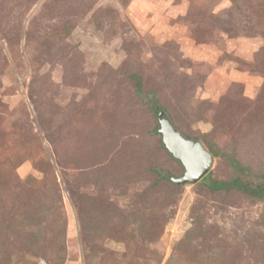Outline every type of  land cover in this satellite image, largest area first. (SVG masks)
<instances>
[{
    "label": "rangeland",
    "instance_id": "1",
    "mask_svg": "<svg viewBox=\"0 0 264 264\" xmlns=\"http://www.w3.org/2000/svg\"><path fill=\"white\" fill-rule=\"evenodd\" d=\"M154 103L263 169L264 0H0V264H264V200L177 183Z\"/></svg>",
    "mask_w": 264,
    "mask_h": 264
},
{
    "label": "trees",
    "instance_id": "2",
    "mask_svg": "<svg viewBox=\"0 0 264 264\" xmlns=\"http://www.w3.org/2000/svg\"><path fill=\"white\" fill-rule=\"evenodd\" d=\"M136 77H137L136 78V80H137L136 89L141 94L143 92V90L141 88V79L138 76H136ZM154 104L156 105L157 109L154 106H153V109L154 110L156 109V111H158V119H159L158 126L156 127V132H160L163 136V133L160 131V127H161L160 121L163 118L168 119L170 122H171V120L168 117V115L166 114L165 110H163L161 107H159L158 104H156V103H154ZM172 125L185 138L193 140L195 142H200L197 138H191L189 136L184 135L176 126H174L173 123H172ZM207 143H208V146L211 147L210 151L208 149L207 150L211 154H214V156H216L217 151L214 149L213 145L210 144L209 142H207ZM162 144H163V146L166 147L164 140L162 141ZM169 152H170V150H169ZM225 154L229 156L230 163L232 164V166L236 172V176L232 177L230 179H227V180H223V179L219 180V179H211L210 173H209V174H206L201 179L200 183H203L204 185H206V187L211 191H226V192L237 191V192H242V193L248 195L249 197H252V198H255L258 200H264V168L263 169L261 168L262 171L260 169L256 170L250 164L244 163L239 156H236L234 154L227 153V152ZM173 157L182 163V161L180 159L176 158L174 155H173ZM182 165L184 166L183 163H182ZM184 169H185V166H184ZM159 174H160V177H167V175H164L161 172H159Z\"/></svg>",
    "mask_w": 264,
    "mask_h": 264
},
{
    "label": "water",
    "instance_id": "3",
    "mask_svg": "<svg viewBox=\"0 0 264 264\" xmlns=\"http://www.w3.org/2000/svg\"><path fill=\"white\" fill-rule=\"evenodd\" d=\"M160 131L166 147L185 166L182 177L175 178L177 183H196L205 176L212 166L213 155L201 142L185 138L168 119H161Z\"/></svg>",
    "mask_w": 264,
    "mask_h": 264
}]
</instances>
